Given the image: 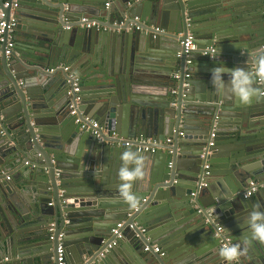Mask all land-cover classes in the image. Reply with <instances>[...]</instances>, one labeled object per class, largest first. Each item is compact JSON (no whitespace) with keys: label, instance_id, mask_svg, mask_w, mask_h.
Here are the masks:
<instances>
[{"label":"water","instance_id":"95a60500","mask_svg":"<svg viewBox=\"0 0 264 264\" xmlns=\"http://www.w3.org/2000/svg\"><path fill=\"white\" fill-rule=\"evenodd\" d=\"M111 1L0 0V264H58L59 246L63 264H225L221 235L237 242L252 206L264 207V188L242 196L264 181V94L240 104L213 88L211 72L246 67L264 47V0ZM81 17L109 30L76 25ZM188 31L195 48L185 51ZM57 64L75 69L77 92ZM70 104L98 121L103 139L79 127ZM110 131L171 140L143 152ZM75 139L83 150L71 155ZM126 149L145 157L135 207L118 195ZM152 245L163 253L144 250ZM237 264H264V243L251 241Z\"/></svg>","mask_w":264,"mask_h":264},{"label":"clouds","instance_id":"9594fccd","mask_svg":"<svg viewBox=\"0 0 264 264\" xmlns=\"http://www.w3.org/2000/svg\"><path fill=\"white\" fill-rule=\"evenodd\" d=\"M246 67L226 64L216 65L211 72L213 88L223 93L228 90L240 104L247 105L253 99H261L264 94V47L247 53ZM227 77V79H225ZM81 140L75 139L68 146L67 151L76 155L83 150ZM121 166L117 171L119 180L118 195L129 206L135 207L138 202L132 191L135 181L142 180L146 174L145 157L133 149H126L121 153ZM248 234L240 237L237 242L226 240L217 249L218 256L225 264H237L239 259L247 255L251 241L264 243V207L254 204L246 217Z\"/></svg>","mask_w":264,"mask_h":264},{"label":"built area","instance_id":"2783aa9c","mask_svg":"<svg viewBox=\"0 0 264 264\" xmlns=\"http://www.w3.org/2000/svg\"><path fill=\"white\" fill-rule=\"evenodd\" d=\"M14 1V0H13ZM111 0H105L104 5L108 6ZM16 3L13 2L12 5L14 6ZM6 5V3H5ZM137 18L133 19V22L129 24V26L131 27H135L136 29L139 28V25L136 24V20ZM14 25V18L11 17L9 19V22L7 24V29L10 31L11 27ZM76 25L82 26V27H86V28H96V29H100L103 31H107L109 30L108 26L104 25V24H100L98 21L94 20V19H89L87 17H81L77 22ZM113 26H116L117 28L123 26L122 21L119 22H114ZM5 27V22L4 21H0V40L2 39V32L4 30ZM67 28L70 27V25L66 26ZM155 31H163L162 29H159L158 27H152ZM194 40V35L192 32H187L185 40H184V50L185 51H189L191 49L195 48V44L193 42ZM12 45V41L9 40L8 41V46ZM210 51H213L212 48H209ZM187 64H190L191 61L187 60L186 61ZM57 68V67H56ZM61 68L65 71L68 70L67 66H61ZM49 71H52L53 69H46ZM70 79L72 80V89L68 91V94L77 92L79 89V80L78 78H76L75 76H71L69 75ZM185 77H188V74H185ZM70 114L75 115V122L79 125L80 128L82 129H86L89 130L90 134L93 135L96 139L101 140L104 138V136L101 133L100 130V126L97 120L93 119L92 117H89L87 115H82L81 113H79L76 109V107L72 104H70ZM179 134H182V132H179ZM106 138L108 140H116L118 141V145L124 146V147H133L135 148L137 151H143V152H155L156 150H158L159 148H162L163 145L167 144L170 142V138H164L162 140L160 139H156V138H151V137H137V138H133V139H125L121 136H119L115 131H110L107 135ZM210 145L212 143H209ZM25 164H28V161L25 162ZM208 164L204 165V174L207 175L208 172ZM201 185H205V183H201ZM259 188H264V181H251L249 183V186L245 189V191L242 193V196L244 198H248L251 195H253ZM191 195H194V192H191ZM124 226V222L120 221L118 223L115 224V226L111 229V234L113 235L114 239L111 241L110 244H108V246H112L115 244L116 240L118 238L121 237V229ZM129 227H137L139 229V231L144 232L145 228H143L142 226H137V223H133V224H129ZM222 232V229L220 226H217V234L220 235ZM221 240H220V245L223 244L226 240H230L228 237H226L225 235H221ZM152 249L155 252H161V249L159 246L157 245H152L151 247L149 246H145L144 250H148V249ZM57 254H58V264H63V249L59 246L57 249ZM103 253H100L99 255L101 256Z\"/></svg>","mask_w":264,"mask_h":264},{"label":"crops","instance_id":"0c3cea01","mask_svg":"<svg viewBox=\"0 0 264 264\" xmlns=\"http://www.w3.org/2000/svg\"><path fill=\"white\" fill-rule=\"evenodd\" d=\"M114 2V0H112L111 1V4ZM93 19V18H92ZM121 18L118 16V17H115L113 20V22H118V20H120ZM95 20V19H94ZM101 20L102 21H104V18H101ZM122 20V19H121ZM198 63H202V62H200V61H198ZM61 66L63 67V66H67L68 67V70L67 71H65V72H67V75H68V77H69V75H71V76H75L76 78H78V80H80V78L76 75V71H74L75 69H73V67L70 65V64H57L56 65V67H57V69L58 68H61ZM180 132H181V130H180ZM144 137V136H143ZM137 138V137H136ZM222 176L223 175H217V176H207V181H209V182H211V183H216V181H221L222 182ZM122 239H124V238H122ZM127 248V250H128V247L131 249V247H130V245H129V242L128 243H126V245L125 246H123L122 247V249H124V248ZM127 253V252H126ZM116 263V262H115ZM117 264V263H116ZM138 264H147V263H143V262H140V263H138Z\"/></svg>","mask_w":264,"mask_h":264}]
</instances>
